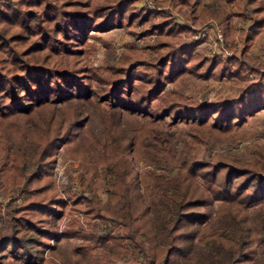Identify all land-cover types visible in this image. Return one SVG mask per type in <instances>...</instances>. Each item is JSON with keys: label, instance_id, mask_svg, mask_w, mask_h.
<instances>
[{"label": "trees", "instance_id": "16d2710c", "mask_svg": "<svg viewBox=\"0 0 264 264\" xmlns=\"http://www.w3.org/2000/svg\"><path fill=\"white\" fill-rule=\"evenodd\" d=\"M170 1L177 11L186 7L185 19L193 25L212 17L225 41L236 31L233 19L244 21L250 14L249 24L241 30L239 52L235 49L234 56L224 60L173 44L170 38L186 30L188 23L177 24L167 16L150 25L156 10H138L134 0H0V194L10 197L5 213L12 231L0 241V251L9 247L6 253L12 260L0 259V264H64L56 248L62 237L81 240L73 252L75 264H264V146L255 149L253 160L235 154L197 160L189 145L175 158L173 147L158 134L159 120L169 115L171 125L179 121L190 125L193 143L226 140L244 115L264 106V71L256 60L238 58L264 33V0H212L214 4L199 12L204 0ZM115 25L128 29L145 25L138 34L161 35L149 46L155 52L146 62L152 74L136 70L133 45L119 61L106 65L114 74L110 79L89 74L79 63L90 31ZM228 64L244 79L245 70L257 71L236 97L221 98L219 104L159 97L165 83L184 71L203 79L220 78L231 76ZM94 77L106 85L98 94L90 87ZM94 97L96 107L108 104L106 109L98 107L103 118L107 115L119 124L125 114L140 117L142 125L136 133L123 129L112 133V149L93 152L88 161L76 145L82 139L90 144L86 114L78 108L93 103ZM55 102L65 106L58 109ZM11 133L20 142L15 151L8 138ZM64 143L73 144V156L81 155L77 168L91 193L90 198H74L69 213L80 212L86 221L109 220L111 226L80 230L76 221L61 231L56 228L67 203L51 172L55 152ZM129 154L157 164L174 161L176 172L173 177L155 171L137 174ZM99 189L106 190L105 206L97 196ZM16 190L29 195L12 206L15 196L10 193ZM151 190L160 195L156 206L145 198ZM117 225L122 233L113 232ZM45 249L51 256L43 255Z\"/></svg>", "mask_w": 264, "mask_h": 264}, {"label": "rangeland", "instance_id": "374dc122", "mask_svg": "<svg viewBox=\"0 0 264 264\" xmlns=\"http://www.w3.org/2000/svg\"><path fill=\"white\" fill-rule=\"evenodd\" d=\"M146 1H150L153 8H148ZM218 1L220 3L223 2V0ZM210 3L214 4L212 0H204L196 11L199 12L203 6ZM134 4L135 8L138 10H156L157 13L149 22L150 25L153 22L162 23L167 16L177 24L185 25L188 23V28L186 30H183L176 37L172 36L169 41L182 47L192 46L197 53L208 56L209 58L217 55L219 58L226 60L234 56L235 49L239 52V48L242 47L241 30L245 29L251 20L250 14L246 15L247 18L244 21L237 17L233 19L236 31L231 40L223 41V46L229 51L230 55L223 56L222 52L217 54L216 52L218 50L214 52L211 49L207 36L201 38L199 35V32L202 30L201 28L208 21H215L212 17L196 26L190 23L189 19H185L184 15L187 14L186 7H182L177 11L173 8V4L170 0H134ZM144 26L145 25L142 27ZM142 27L138 26L133 29L129 27L128 29L122 25H115V27L107 30H91L85 44L81 47L79 63L88 67L90 71L89 74L91 73L94 76H99L101 80L110 79L114 77V74H111V72L106 69V65L111 62L119 61L123 55H125V52L128 51L127 47L133 45L135 49L131 60H136V70L145 75L152 74L154 70L146 62L153 60L155 52L149 46L156 42L161 35L156 31L143 35L138 34L137 32L141 31ZM212 33V29L210 28L209 36H212ZM130 54H132V51ZM238 58L239 60L245 58L251 59L250 61L256 60L258 62L257 65L260 66L259 70L264 71V33L259 35L257 40L254 41L247 51L241 52ZM243 61L245 62V60ZM246 63L248 64V62ZM253 64L254 63L250 64L251 68ZM228 67L231 71V76L223 75L220 78L211 75L203 79L193 75L189 71H184L179 77L165 83L159 97L162 98L170 95L176 98L179 96L181 99L194 104H219L221 98L236 97L242 92L244 84L247 82L251 83L255 79L257 71H255V69L245 70L241 73L245 74L246 79H244L240 75L232 72L234 70L233 64H228ZM101 80L95 79V77L90 79V87L94 91V94H98L100 92L99 90L105 88V82ZM96 99L97 98L94 97L92 99L93 103L84 104L78 108L83 109V114H86V133H89L87 139L90 140V144L87 146L85 140L82 139L79 140L76 145L80 147L79 154H82L88 161H91L93 152L103 153L105 149H112V133H118L120 129L125 130L126 133H129L130 130L136 133L137 130L139 131L140 125H142H139V123H142L140 117H128L125 114L121 115L119 118V124L107 115L106 118H103L98 107L106 109L108 108V104L103 102L96 107L98 105ZM158 102L159 98L155 99L152 103L153 106H156ZM61 105L65 106V104L55 102L56 108L60 109ZM170 122L171 116L169 115L159 120L160 131L158 134L173 147L175 158L184 146L189 145L195 149L194 155L197 160H216L219 158L220 154H235L247 160H253L255 157V149L264 146V106L259 107L251 114L244 115L241 124L228 135L226 140H221L216 137L210 138L205 143H193L192 137L189 135L190 125L188 123L179 121L176 125H171ZM111 127L114 128V131L111 130ZM8 138L10 143L14 146L15 151L20 146L17 136L11 133L8 135ZM104 142L108 143V145L103 147L102 143L104 144ZM90 147H93V150ZM72 149V143H64L55 152V161L51 172L52 180L55 183V187L58 188L57 190H59L60 197L67 203L65 212L55 221L56 228L58 231H61L64 228L71 227L76 221L79 223L80 230L94 225H97L99 229L111 226L112 224L109 220H100L95 217L86 221L83 214L80 212L69 213V208L75 203V201H73L74 198L91 197L90 191L84 188L85 176H83L77 168V162L80 160L79 158L81 155L77 154L73 156L71 152ZM128 157L130 158L133 170L137 174L155 171L165 174L167 177H173L176 172V163L174 161H172V163L163 161L157 164L146 156L137 157L129 154ZM151 191L153 192L145 194V198L152 206H156L160 195L155 190ZM10 194L13 197L15 196L12 206L19 203L24 196L29 195L27 193L18 194L17 190ZM97 196L101 205L105 206L107 204L106 190L99 189L97 191ZM9 199L10 197L0 194V241L12 232L5 213V203ZM217 204V202L213 203L212 210L217 207ZM257 207L258 205L252 206L251 210ZM80 208H84V205L80 204ZM58 209L62 210V207H58ZM189 224H187V227L190 228ZM114 229V233H122L121 225L115 226ZM194 241L196 242V239ZM80 243L81 240L77 237H62L56 242L57 251L61 254L64 264H75L73 252ZM143 243L147 246V242L144 238ZM7 250H9V247H7L6 250L0 251V259L8 263L12 260V257L9 252L6 253ZM3 255L5 256L2 259L1 256ZM43 255L46 257L51 256L47 249L44 250ZM138 259L143 260L144 258L142 255H138ZM262 259L264 260V257Z\"/></svg>", "mask_w": 264, "mask_h": 264}, {"label": "built area", "instance_id": "2783aa9c", "mask_svg": "<svg viewBox=\"0 0 264 264\" xmlns=\"http://www.w3.org/2000/svg\"><path fill=\"white\" fill-rule=\"evenodd\" d=\"M146 5L148 8H153V5L150 1H146ZM212 29V36H209V29ZM202 30L199 32V35L201 38H205L206 36L209 39V46L211 49L216 52L217 54L222 52L223 56H229V51L223 46V33L221 29L217 26L215 21H208L202 28Z\"/></svg>", "mask_w": 264, "mask_h": 264}]
</instances>
